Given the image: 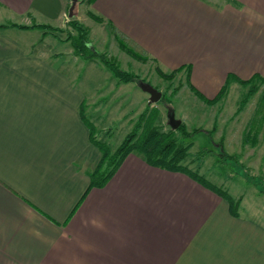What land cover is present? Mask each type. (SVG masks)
<instances>
[{
  "label": "crops",
  "instance_id": "1",
  "mask_svg": "<svg viewBox=\"0 0 264 264\" xmlns=\"http://www.w3.org/2000/svg\"><path fill=\"white\" fill-rule=\"evenodd\" d=\"M70 1L0 0V10L61 20ZM87 5L115 43L165 72L183 67L206 98L228 75L264 77V0ZM0 29V264H264V218L241 211L242 200L232 211L184 172L131 151L91 186L101 152L84 87Z\"/></svg>",
  "mask_w": 264,
  "mask_h": 264
},
{
  "label": "rangeland",
  "instance_id": "2",
  "mask_svg": "<svg viewBox=\"0 0 264 264\" xmlns=\"http://www.w3.org/2000/svg\"><path fill=\"white\" fill-rule=\"evenodd\" d=\"M69 3L71 6L72 0ZM70 6L64 18L51 21H40L34 14L16 15L0 10V24L6 25L2 27H6V36L27 42L32 45L33 51L43 55L45 62L74 75L76 84L84 87L89 96L84 114L93 125V138L101 144H106L113 151L133 129L144 109L148 114L141 131L152 121L163 130L171 128L168 114L173 113L176 119L185 123L187 131L192 132L188 139L191 142L189 154L185 160L189 168L198 171L208 183L233 199L242 200L240 204L245 208L241 211L252 213L256 210L264 218L262 86L243 105L241 99L247 87L239 83L227 90L219 101L209 105L188 89L183 70L172 80L159 76L152 62L132 58L119 48L113 36L109 35L106 24L88 14L90 7L86 0H75L71 16L87 29L88 40L94 49L121 69L136 75L131 82H119L102 61L80 58L70 42L65 41L67 35L76 33L68 24ZM37 22H49L62 29L58 31L60 39L51 34L44 35L38 28H19V25ZM10 23L15 25L10 26ZM139 80L149 82L161 91L158 101L148 103L149 94L139 87ZM248 129L252 143H242L243 133Z\"/></svg>",
  "mask_w": 264,
  "mask_h": 264
},
{
  "label": "trees",
  "instance_id": "3",
  "mask_svg": "<svg viewBox=\"0 0 264 264\" xmlns=\"http://www.w3.org/2000/svg\"><path fill=\"white\" fill-rule=\"evenodd\" d=\"M92 1L93 0H86V3L89 4ZM87 12L95 20L102 21V17L95 15L90 10ZM68 24L75 30L76 33L73 35H67L65 37V41L70 42L76 55L82 59L90 61L95 60V58L99 59L102 61L101 63H103L107 69L111 71L113 76L117 78L119 82L127 83L133 81L134 78H136L134 73L121 69L114 61L104 58L103 53L96 51L88 40L87 29H85L75 17L71 16L70 19H68ZM9 25L12 26L15 25V23H10ZM4 26L6 25L0 24V27ZM19 28H38L42 30L44 35L51 34L53 37L58 39H60L58 31H62V29L47 23L19 25ZM117 42L119 48L125 51L132 58L141 61H146L148 59V57L128 46L120 38H117ZM182 68L183 67H177L171 71L165 72L159 66H156L155 70L159 76L168 80H172L174 76L182 70ZM185 80L189 88L196 94V96L209 105L216 103L225 95L227 91V85L230 80H235L239 84L247 87V92L241 99V105H243L253 93L257 92L261 86L263 93V96L261 97L264 99V77L260 76L259 74H255L248 79H242L233 75H228L224 85L213 98H206L197 90H195L190 84L189 76H187V74ZM147 114V110L144 109L140 113L139 120L134 125L133 129L125 136L124 140L113 151L106 144H101L99 141H95L100 149L101 157L96 167L91 172V186H103L116 171L125 156L129 152L135 151L140 154L142 158L149 164L172 171L184 172L200 183L209 186L218 194L224 196V198L227 199L231 210L235 211L239 203L238 200L233 199L229 194L225 193L220 188L208 183L207 180H205V178L198 173V171L190 169L185 163V160L188 158L189 154L188 149L191 145V142L188 141V139L189 136L192 135V132L187 131L185 123L181 121L177 128H168L167 130H163L160 126L154 124L152 121V124L149 122L147 125L148 127L144 131H141L140 128L145 124L143 122L146 120ZM86 122L93 138V125L87 119ZM249 134V129L243 133L242 143H252L253 139L249 137ZM228 156L233 157V155L230 154Z\"/></svg>",
  "mask_w": 264,
  "mask_h": 264
},
{
  "label": "water",
  "instance_id": "4",
  "mask_svg": "<svg viewBox=\"0 0 264 264\" xmlns=\"http://www.w3.org/2000/svg\"><path fill=\"white\" fill-rule=\"evenodd\" d=\"M75 0H72L69 12H68V16L70 17L72 15V8L74 6ZM139 87L147 92L149 94L148 97V103H155L156 101L159 100V98L161 97V91H159L158 89H156L153 85H151L149 82L146 81H139L138 82ZM168 123L171 126V128H177L179 126V124L181 123L180 119H176L174 117L173 113L168 114Z\"/></svg>",
  "mask_w": 264,
  "mask_h": 264
}]
</instances>
